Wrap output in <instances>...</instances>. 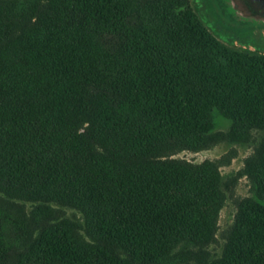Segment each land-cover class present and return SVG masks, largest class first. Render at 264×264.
<instances>
[{
  "label": "trees",
  "instance_id": "obj_1",
  "mask_svg": "<svg viewBox=\"0 0 264 264\" xmlns=\"http://www.w3.org/2000/svg\"><path fill=\"white\" fill-rule=\"evenodd\" d=\"M142 3L46 0L28 16L26 3L0 0V189L77 210L92 235L43 217L31 235L3 204L0 264H264L257 199L242 201L257 209L243 210L231 257L206 260L220 173L214 161L173 158L217 142L213 108L263 131L264 84L236 88L188 14ZM30 34L37 41L23 45ZM249 160L264 187V137Z\"/></svg>",
  "mask_w": 264,
  "mask_h": 264
},
{
  "label": "rangeland",
  "instance_id": "obj_2",
  "mask_svg": "<svg viewBox=\"0 0 264 264\" xmlns=\"http://www.w3.org/2000/svg\"><path fill=\"white\" fill-rule=\"evenodd\" d=\"M17 1L26 3L25 7L30 8L27 12L28 16L34 13L33 10L31 11L33 7L46 2V0ZM130 1L136 8L143 1L142 5H149L155 14L163 11L168 16L174 14L179 18L188 14L189 20L220 46L225 56L221 58V62L236 88L243 91L250 90L256 76L264 84V61L259 60V58L264 59V0ZM22 40H26L22 43L25 46L37 41L33 34ZM257 69L260 72H257ZM254 86H257V82ZM211 112L214 122L211 134L216 136L217 142L206 149L179 152L173 158L197 164L214 161L218 167L221 177L219 183L221 208L216 220L214 237L205 248L209 254L206 260L215 262L222 257H231L234 248L229 240H232L234 235L238 238L246 235L242 230L244 222L240 221L243 219V210H248L247 214L250 216L255 212L256 207L251 203L252 201H249V204L242 201L257 199L260 202L259 206L261 203L264 205V187L257 185L247 171L249 159L253 158L260 148L264 130L246 126L239 130L233 121L226 119L217 108H213ZM243 203L246 206L242 209ZM3 204L14 207L23 221L20 222L25 223L31 235L36 234L37 222L43 217L52 220L54 224L67 231L79 233L85 241L92 239L90 230L77 210L58 204H42L34 203L32 200L9 198L0 189V206ZM181 245L185 250L197 249L193 243ZM189 263L196 264L194 261Z\"/></svg>",
  "mask_w": 264,
  "mask_h": 264
}]
</instances>
